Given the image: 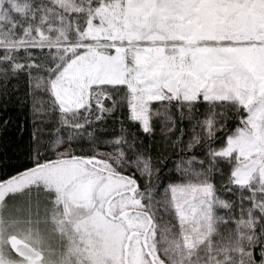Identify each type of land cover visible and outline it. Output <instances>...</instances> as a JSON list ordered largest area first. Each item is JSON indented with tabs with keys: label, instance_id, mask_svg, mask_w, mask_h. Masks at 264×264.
I'll return each instance as SVG.
<instances>
[{
	"label": "snow or ice",
	"instance_id": "obj_1",
	"mask_svg": "<svg viewBox=\"0 0 264 264\" xmlns=\"http://www.w3.org/2000/svg\"><path fill=\"white\" fill-rule=\"evenodd\" d=\"M0 264H264V0H0Z\"/></svg>",
	"mask_w": 264,
	"mask_h": 264
},
{
	"label": "trees",
	"instance_id": "obj_2",
	"mask_svg": "<svg viewBox=\"0 0 264 264\" xmlns=\"http://www.w3.org/2000/svg\"><path fill=\"white\" fill-rule=\"evenodd\" d=\"M5 119L11 120V124L8 126L6 133H4V142H5V155L3 158V163L7 165L5 171H13V166H20L23 163V156L21 152L23 151V147L19 149L14 148V144H21L20 132L17 131V126L23 127L25 125V121L27 119V109L22 105H16L13 102L12 105L9 106V111L3 114ZM23 143H27V137L25 135V139ZM8 148H11V151H7ZM15 153V156L13 155ZM16 156H20V159H16Z\"/></svg>",
	"mask_w": 264,
	"mask_h": 264
}]
</instances>
